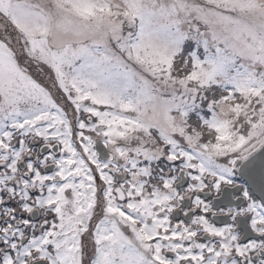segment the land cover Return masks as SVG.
<instances>
[{
  "label": "snow or ice",
  "instance_id": "snow-or-ice-1",
  "mask_svg": "<svg viewBox=\"0 0 264 264\" xmlns=\"http://www.w3.org/2000/svg\"><path fill=\"white\" fill-rule=\"evenodd\" d=\"M0 264H264V0H0Z\"/></svg>",
  "mask_w": 264,
  "mask_h": 264
}]
</instances>
